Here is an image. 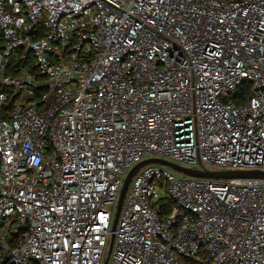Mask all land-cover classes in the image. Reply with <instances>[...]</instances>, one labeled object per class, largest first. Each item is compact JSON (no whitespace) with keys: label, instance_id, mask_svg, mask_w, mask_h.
<instances>
[{"label":"built area","instance_id":"2783aa9c","mask_svg":"<svg viewBox=\"0 0 264 264\" xmlns=\"http://www.w3.org/2000/svg\"><path fill=\"white\" fill-rule=\"evenodd\" d=\"M149 159L264 173V0H0V264H264V178L146 165L113 230Z\"/></svg>","mask_w":264,"mask_h":264},{"label":"water","instance_id":"95a60500","mask_svg":"<svg viewBox=\"0 0 264 264\" xmlns=\"http://www.w3.org/2000/svg\"><path fill=\"white\" fill-rule=\"evenodd\" d=\"M149 164H158L164 167H167L175 172L181 173L185 176L192 177V178H206V179H213V180H230V179H262L264 178V173L257 172V171H225V172H215V171H207V170H192L186 169L179 166H176L172 163L167 161L159 160V159H149L145 160L138 165H136L126 176L124 180L123 187L120 191L118 203L116 206V212L114 217V223L112 229L114 230L116 221L120 212V208L123 202L124 195L126 190L130 184L132 177L137 173L139 169L142 167L149 165ZM112 243V242H111Z\"/></svg>","mask_w":264,"mask_h":264},{"label":"trees","instance_id":"16d2710c","mask_svg":"<svg viewBox=\"0 0 264 264\" xmlns=\"http://www.w3.org/2000/svg\"><path fill=\"white\" fill-rule=\"evenodd\" d=\"M11 62H12V63H15V61H14V57L11 59ZM240 90H241V89H240ZM166 205H168V202H167Z\"/></svg>","mask_w":264,"mask_h":264}]
</instances>
